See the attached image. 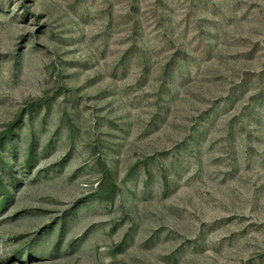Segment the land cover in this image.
<instances>
[{
	"label": "rangeland",
	"instance_id": "374dc122",
	"mask_svg": "<svg viewBox=\"0 0 264 264\" xmlns=\"http://www.w3.org/2000/svg\"><path fill=\"white\" fill-rule=\"evenodd\" d=\"M0 264H264V0H0Z\"/></svg>",
	"mask_w": 264,
	"mask_h": 264
}]
</instances>
